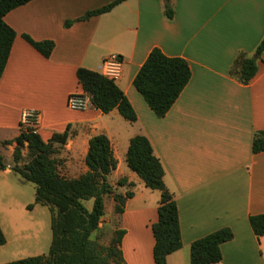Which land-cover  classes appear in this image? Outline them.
<instances>
[{
  "label": "crops",
  "instance_id": "crops-1",
  "mask_svg": "<svg viewBox=\"0 0 264 264\" xmlns=\"http://www.w3.org/2000/svg\"><path fill=\"white\" fill-rule=\"evenodd\" d=\"M111 1L31 0L4 16L16 36L0 75V228L6 237L0 264L46 253L52 238L49 208H27L34 203L35 185L29 187L12 170L25 110L39 113L36 130L44 141L54 133L68 134L63 145L54 144L64 177L88 170L93 135L110 139L117 164L107 181L115 192L134 193L114 228L124 230L119 248L125 264H155L151 225L158 219L160 195L126 162L129 140L137 134L149 139L178 209L182 247L167 256V264H190L191 243L225 227L233 237L221 244L216 264H264V235L256 236L249 222L251 215L264 213V151H252L254 134L264 130V56L247 84L230 74L237 55H253L264 36V0H171L172 18L164 13V0H125L65 26ZM23 34L52 40L50 55L43 56ZM154 47L183 57L191 69L190 80L162 117L132 84ZM113 54L123 61L114 81L133 106L135 122L117 109L103 113L93 106H67L71 93L82 92L77 69L101 73L103 60ZM119 179L126 182L118 184ZM114 204L105 197V214Z\"/></svg>",
  "mask_w": 264,
  "mask_h": 264
},
{
  "label": "trees",
  "instance_id": "trees-1",
  "mask_svg": "<svg viewBox=\"0 0 264 264\" xmlns=\"http://www.w3.org/2000/svg\"><path fill=\"white\" fill-rule=\"evenodd\" d=\"M31 0H0V75L5 69L15 30L4 21L11 10ZM125 0L111 2L88 10L83 16L65 22L68 27L75 21L87 20L92 16L109 12ZM164 13L172 18L174 10L164 0ZM23 38L43 56L48 57L54 47L52 40L36 41L29 35ZM264 56V36L253 55L240 52L230 69V74L240 83L247 84L257 73L258 63ZM76 76L82 92L89 96L91 106L103 113L113 109L129 122H135L136 112L117 83L102 73L87 68L77 69ZM191 77L188 61L180 56H168L154 47L133 78L134 88L141 94L149 108L158 117H162L176 101ZM68 134L54 133L44 141L34 128L22 130L16 138L18 145L13 152L12 170L25 181L35 185L34 204L47 206L51 214L52 238L48 251L41 255L30 256L1 264H125L119 248L124 230L113 232L108 245L93 238L105 215V197L115 202L114 211L123 212L125 200L133 196V191L115 192L107 181V175L116 168L111 142L104 133L93 135L89 139L85 163L88 170L77 178H67L58 171L55 143L63 145ZM26 142L27 158L22 161L21 147ZM254 153L264 151V130L254 134L252 141ZM22 161V162H21ZM128 167L138 174L145 186L160 192L158 219L151 229L155 239L153 260L155 264H167V256L182 247L179 216L173 194L164 183V169L152 145L144 134L130 138L126 153ZM4 168L0 157V169ZM119 179L118 184L125 183ZM130 185H133L130 183ZM93 199L89 210L84 200ZM250 226L256 236L264 235V213L251 215ZM233 237L230 228H221L205 235L190 245V264H216L222 259L220 246ZM6 237L0 228V245Z\"/></svg>",
  "mask_w": 264,
  "mask_h": 264
},
{
  "label": "built area",
  "instance_id": "built-area-1",
  "mask_svg": "<svg viewBox=\"0 0 264 264\" xmlns=\"http://www.w3.org/2000/svg\"><path fill=\"white\" fill-rule=\"evenodd\" d=\"M123 61L118 55L106 57L101 65V73L109 79L118 80L121 77ZM67 106L73 110H84L91 106L89 96L86 93H71L67 98ZM39 113L35 110H25L22 113L20 127L37 129Z\"/></svg>",
  "mask_w": 264,
  "mask_h": 264
},
{
  "label": "rangeland",
  "instance_id": "rangeland-1",
  "mask_svg": "<svg viewBox=\"0 0 264 264\" xmlns=\"http://www.w3.org/2000/svg\"><path fill=\"white\" fill-rule=\"evenodd\" d=\"M20 129L22 131L23 127H20ZM21 156H22L21 157L22 161H24L27 158L26 144H24L21 147ZM27 185L29 187H34V184L32 182H29ZM158 193L160 195L159 191H158ZM108 197L112 198L110 196H108ZM83 204L87 208H92L93 199L84 200ZM114 206H115V204H114ZM114 206H113V210L111 211V213H109V210L107 208V212L102 217V220H101V222L99 224V228L97 229V231H95L93 233V238L97 239L100 243H102L104 245H108L109 244L110 239L113 236L114 228L117 226L118 214L114 211Z\"/></svg>",
  "mask_w": 264,
  "mask_h": 264
}]
</instances>
